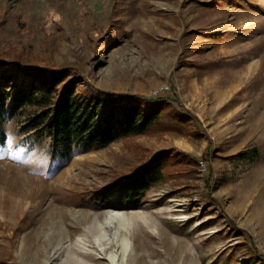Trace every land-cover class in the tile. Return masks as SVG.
<instances>
[{
    "label": "rangeland",
    "instance_id": "obj_1",
    "mask_svg": "<svg viewBox=\"0 0 264 264\" xmlns=\"http://www.w3.org/2000/svg\"><path fill=\"white\" fill-rule=\"evenodd\" d=\"M0 16V62L10 54L0 74L14 55L21 63L72 66L98 91L176 99L205 130L197 140L140 137L131 142L140 151L118 142L60 158L48 141L23 133L18 116L4 113L0 264H67L64 250L82 237L86 220L109 210L150 219L184 242L180 253L167 252L151 232L129 225L137 256L153 246L159 257L146 259L154 263L264 264L228 222L264 255V0H0ZM172 148L198 160L208 154V162L153 187L137 205L80 204L83 191ZM208 179L218 205L207 200ZM127 258L123 264H136Z\"/></svg>",
    "mask_w": 264,
    "mask_h": 264
},
{
    "label": "trees",
    "instance_id": "obj_2",
    "mask_svg": "<svg viewBox=\"0 0 264 264\" xmlns=\"http://www.w3.org/2000/svg\"><path fill=\"white\" fill-rule=\"evenodd\" d=\"M3 23L0 16V27ZM17 23L24 25L25 20L18 16ZM8 55L3 54L0 66H7L4 59ZM13 58L11 69L0 74V117L4 113L18 116L21 131L37 141H48L53 157L66 158L76 149H99L118 142L140 151L142 148L131 146L136 138L175 134L197 140L205 132L198 118L176 99L98 91L84 85L72 66L58 68L41 60L21 63L20 55ZM2 86L9 90L2 91ZM3 142L0 133V146ZM207 156L198 160L176 148L155 152L129 172L113 175L106 185L83 191L79 202L93 208L137 205L153 187L189 176L199 161L208 162ZM206 188L208 202L218 205L210 193L209 179ZM228 222L248 240L255 259L264 263L252 238Z\"/></svg>",
    "mask_w": 264,
    "mask_h": 264
},
{
    "label": "bare ground",
    "instance_id": "obj_3",
    "mask_svg": "<svg viewBox=\"0 0 264 264\" xmlns=\"http://www.w3.org/2000/svg\"><path fill=\"white\" fill-rule=\"evenodd\" d=\"M134 218V216H125L117 210H109L102 219L94 217L91 220H86L87 224L84 226L82 237L75 240L73 247L66 246L64 261L67 264H123L126 257L128 260L133 255L136 264H162L161 260L154 263L146 259L147 257H159V253L149 242L151 247L148 249V253L137 256L136 250L140 248V245H136V242L132 245L128 230V226L135 223L139 226L141 233L148 230L151 232L149 236L154 235L159 238L167 252H181L184 242L175 240L150 219L141 217L139 221L135 222ZM67 228L74 230V227ZM65 232L62 228L56 230L60 237ZM70 233L71 231L68 234L70 235ZM154 237L150 239H155ZM55 250L57 251V248ZM54 255L56 254L54 253Z\"/></svg>",
    "mask_w": 264,
    "mask_h": 264
}]
</instances>
